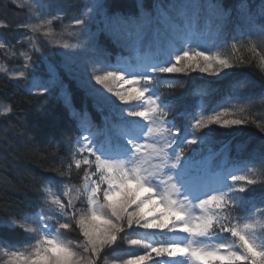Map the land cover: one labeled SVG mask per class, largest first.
Masks as SVG:
<instances>
[{
	"label": "snow or ice",
	"instance_id": "snow-or-ice-1",
	"mask_svg": "<svg viewBox=\"0 0 264 264\" xmlns=\"http://www.w3.org/2000/svg\"><path fill=\"white\" fill-rule=\"evenodd\" d=\"M12 3L26 21L16 25L19 50L0 36L6 60L18 61H0V74L34 95L59 89L76 135L46 169L54 175L35 185L37 210L0 215V229L17 233L0 235V264H264V153L205 154L217 128L264 133V0L256 11L248 0L227 8L156 0L151 10L138 4L135 16L87 0L70 19L59 0ZM55 49L65 50L60 67L84 93L80 110L55 65L47 79L33 78L34 56ZM193 72L230 89L211 106H182L179 77ZM12 112L0 102V117Z\"/></svg>",
	"mask_w": 264,
	"mask_h": 264
},
{
	"label": "trees",
	"instance_id": "trees-1",
	"mask_svg": "<svg viewBox=\"0 0 264 264\" xmlns=\"http://www.w3.org/2000/svg\"><path fill=\"white\" fill-rule=\"evenodd\" d=\"M85 2L87 0H59V3L65 6L69 19L79 15ZM155 2L156 0H108L111 12L123 16L137 15L140 11L138 4H142L145 10H151ZM221 2L227 8L234 7L239 0H221ZM248 3L251 10L256 11L261 0H248ZM126 7H130L131 10H127L128 12L118 10ZM0 21L10 25L9 28L0 29L1 36L10 44L16 45L19 50L21 46L16 44V39L19 38L20 30L16 25L26 21V12L16 7L12 0H0ZM100 39L104 42L105 36L102 34ZM107 47L115 56L118 49L111 44ZM34 60V75L43 74L45 78L44 66L36 55ZM0 61H5L8 66L18 63L14 59L6 60L1 54ZM237 71L252 75L257 83L261 81V77L253 74L251 69ZM179 78L185 84L183 89L178 90L183 94V100L179 101L182 106H191L201 100L211 106L221 100L230 89L228 82L218 81L214 77H201L196 72ZM63 80L69 85L72 93L73 107L80 110L85 103L83 91L71 79L63 77ZM201 90H206L208 95L201 97L199 95ZM248 94L256 99L255 110L261 111V89L253 87ZM0 102L13 106V112L9 116L0 117V215L7 212H31L37 210L36 206L39 204L35 185L43 177L54 175L46 169L68 155L69 139L76 135L75 121L57 88L42 95H34L33 91L26 90L23 84L17 87L0 75ZM87 103L93 119L95 117V121L98 122V114L92 109L91 100ZM176 119L178 123L181 121L179 116ZM209 147L213 152H219L221 155L247 160L264 153V133L254 125L242 126L232 131L217 128L211 144L205 146V153ZM0 235L15 239L17 233L0 229Z\"/></svg>",
	"mask_w": 264,
	"mask_h": 264
},
{
	"label": "rangeland",
	"instance_id": "rangeland-1",
	"mask_svg": "<svg viewBox=\"0 0 264 264\" xmlns=\"http://www.w3.org/2000/svg\"><path fill=\"white\" fill-rule=\"evenodd\" d=\"M92 27H93V30H94L95 25H93ZM0 36H1V31H0ZM64 51L65 50H63V49H55V50H46L43 54H36V56L39 58V61L44 66V70H45V73L44 74H46V77L44 78L43 77L44 76L43 74H41V75L40 74L34 75V71H33V74H32L33 75V78L34 79H37V80H39V79H47V76H48V66L51 64V65H55L56 66V69L59 72L60 77L62 79H63V77L65 79H68L69 78L68 74L60 67L61 61L64 59ZM0 54L1 55H4L2 51H0ZM71 54L72 53H69V55H71ZM8 67H12V64H10V66H8ZM196 73L199 76H201V77L208 78V76H204V75H202V74H200L198 72H196ZM0 75L7 79V77L4 76L3 74H0ZM10 82H13L14 84L17 83L15 81H10ZM21 84H23L26 87V90H28V91H34V90H30L29 85L26 82L20 81L19 82V85H21ZM120 247H121V249H124V248H127V245L121 244ZM120 250H117V251H120Z\"/></svg>",
	"mask_w": 264,
	"mask_h": 264
},
{
	"label": "bare ground",
	"instance_id": "bare-ground-1",
	"mask_svg": "<svg viewBox=\"0 0 264 264\" xmlns=\"http://www.w3.org/2000/svg\"><path fill=\"white\" fill-rule=\"evenodd\" d=\"M115 9H117V8H115ZM118 10H120V11H123V12H128V11H130L131 10V8L129 7H126V8H124V9H118ZM128 10V11H127ZM94 30H95V28H94ZM97 114V113H96ZM94 120H95V117H94ZM72 124V123H71Z\"/></svg>",
	"mask_w": 264,
	"mask_h": 264
}]
</instances>
